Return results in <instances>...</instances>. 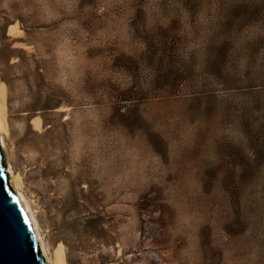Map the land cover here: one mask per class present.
<instances>
[{"label":"rangeland","instance_id":"rangeland-1","mask_svg":"<svg viewBox=\"0 0 264 264\" xmlns=\"http://www.w3.org/2000/svg\"><path fill=\"white\" fill-rule=\"evenodd\" d=\"M0 109L52 258L264 264V0H0Z\"/></svg>","mask_w":264,"mask_h":264},{"label":"water","instance_id":"water-1","mask_svg":"<svg viewBox=\"0 0 264 264\" xmlns=\"http://www.w3.org/2000/svg\"><path fill=\"white\" fill-rule=\"evenodd\" d=\"M0 138V264H46L34 224L14 190Z\"/></svg>","mask_w":264,"mask_h":264},{"label":"bare ground","instance_id":"bare-ground-1","mask_svg":"<svg viewBox=\"0 0 264 264\" xmlns=\"http://www.w3.org/2000/svg\"><path fill=\"white\" fill-rule=\"evenodd\" d=\"M1 110V109H0ZM2 112H0V115H1ZM4 114V113H3ZM4 118V115L3 117ZM0 117V138L2 140L1 142V145H2V148H3V151L6 155V168H7V171H8V174L10 176V187L14 190V192L16 193L18 199L20 200V202L22 203L21 205L23 206V208L25 209V211L28 213L29 217L31 218L32 222H33V226H34V229H35V232H36V235L39 239V242H40V251H41V254L46 262V264H65L63 258L61 255H58L56 257V259L52 258L50 256V253H49V250H48V246H47V243L45 242L42 234H41V230L39 228L40 224L37 220V216L32 208V203L30 202V200L25 196V194L21 191V188H20V185L18 183V180H17V177H16V174L14 172V169H13V166H12V161H11V158H10V155L8 153V149H7V134H6V129L4 127V121Z\"/></svg>","mask_w":264,"mask_h":264}]
</instances>
